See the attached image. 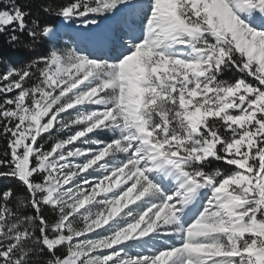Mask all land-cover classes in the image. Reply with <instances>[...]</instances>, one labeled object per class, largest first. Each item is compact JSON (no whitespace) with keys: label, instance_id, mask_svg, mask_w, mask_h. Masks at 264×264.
Wrapping results in <instances>:
<instances>
[{"label":"snow or ice","instance_id":"1","mask_svg":"<svg viewBox=\"0 0 264 264\" xmlns=\"http://www.w3.org/2000/svg\"><path fill=\"white\" fill-rule=\"evenodd\" d=\"M0 264H264V0H0Z\"/></svg>","mask_w":264,"mask_h":264},{"label":"trees","instance_id":"2","mask_svg":"<svg viewBox=\"0 0 264 264\" xmlns=\"http://www.w3.org/2000/svg\"><path fill=\"white\" fill-rule=\"evenodd\" d=\"M3 183H8V181H3Z\"/></svg>","mask_w":264,"mask_h":264}]
</instances>
